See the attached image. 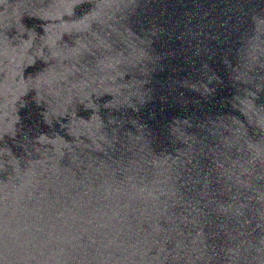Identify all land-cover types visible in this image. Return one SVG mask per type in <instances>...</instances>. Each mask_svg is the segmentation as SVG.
Segmentation results:
<instances>
[{"label": "water", "instance_id": "95a60500", "mask_svg": "<svg viewBox=\"0 0 264 264\" xmlns=\"http://www.w3.org/2000/svg\"><path fill=\"white\" fill-rule=\"evenodd\" d=\"M0 264H264V0H0Z\"/></svg>", "mask_w": 264, "mask_h": 264}]
</instances>
